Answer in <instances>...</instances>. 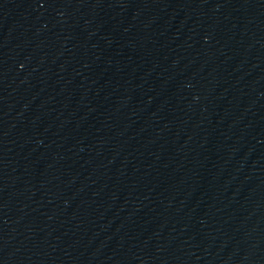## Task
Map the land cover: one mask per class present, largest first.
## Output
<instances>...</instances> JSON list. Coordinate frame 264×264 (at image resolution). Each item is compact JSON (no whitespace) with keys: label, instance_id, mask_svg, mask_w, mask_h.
Masks as SVG:
<instances>
[{"label":"water","instance_id":"1","mask_svg":"<svg viewBox=\"0 0 264 264\" xmlns=\"http://www.w3.org/2000/svg\"><path fill=\"white\" fill-rule=\"evenodd\" d=\"M0 264H264V0H0Z\"/></svg>","mask_w":264,"mask_h":264}]
</instances>
